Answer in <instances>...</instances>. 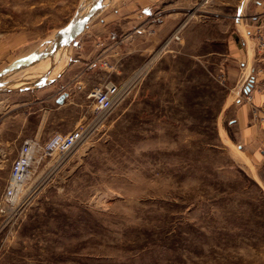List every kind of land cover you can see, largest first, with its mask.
<instances>
[{"label":"rangeland","instance_id":"1","mask_svg":"<svg viewBox=\"0 0 264 264\" xmlns=\"http://www.w3.org/2000/svg\"><path fill=\"white\" fill-rule=\"evenodd\" d=\"M125 1L0 0V82L25 83L0 89V197L25 138L44 142L75 119L86 127L68 152L39 153L25 203L0 211V264H264V0L247 2L251 42L240 56L210 45L211 22H200L199 45L121 57L96 85H128L110 111L72 98L68 128L36 134L61 114L49 81L29 67L34 53L63 60L67 45L48 41L54 32ZM182 1L214 12L216 37L236 34L238 0Z\"/></svg>","mask_w":264,"mask_h":264},{"label":"crops","instance_id":"2","mask_svg":"<svg viewBox=\"0 0 264 264\" xmlns=\"http://www.w3.org/2000/svg\"><path fill=\"white\" fill-rule=\"evenodd\" d=\"M248 1L238 0L234 4L235 14L232 22H234L233 32L236 34L234 36L228 34L229 27H227L220 31L224 35L223 38L215 36L214 12L207 9V14H204L205 10L201 13L197 6L189 10L188 5L184 7L182 0L181 3L179 0H126L123 5L119 4L115 8L105 10L91 23L77 27H62L54 32L48 41H52V45H57V49L58 45L60 47L68 43L66 44L68 51L62 60V68L53 79L49 80L48 87L51 88L49 90L56 100L62 94L66 93V96L62 103L57 102V112L61 115L57 120H40L35 126L36 134L49 136L50 131L68 128L65 125L64 113L65 110L68 114L70 112L68 108L70 100L83 95L87 97V93L97 83L105 81L110 77L109 75L116 73L121 57L130 55L144 57L160 44L199 45L200 22H211V36L206 38L210 45L223 42L229 46L228 55L240 56L241 46L238 45H243L246 49V45L251 42L249 30L242 22V19L246 21ZM222 4L229 5L225 2ZM262 5V1H255V7ZM241 24L243 26H240ZM174 30L177 33L181 30L178 40L171 38L167 42ZM76 45L80 46L77 48ZM59 59L60 57L56 61L52 60L54 62L50 71ZM68 121L70 123V117H67ZM81 123L78 119L74 121L77 127Z\"/></svg>","mask_w":264,"mask_h":264},{"label":"built area","instance_id":"3","mask_svg":"<svg viewBox=\"0 0 264 264\" xmlns=\"http://www.w3.org/2000/svg\"><path fill=\"white\" fill-rule=\"evenodd\" d=\"M80 45H76L79 47ZM126 87L123 83H106L93 87L87 94L93 102V111L102 115L110 111L123 97ZM86 127L79 126L66 132L53 133L41 142L35 136L25 138L12 161L5 187L0 197V211L13 209L24 204L26 199V183L31 176L33 163L38 154H64L75 147L83 137Z\"/></svg>","mask_w":264,"mask_h":264},{"label":"bare ground","instance_id":"4","mask_svg":"<svg viewBox=\"0 0 264 264\" xmlns=\"http://www.w3.org/2000/svg\"><path fill=\"white\" fill-rule=\"evenodd\" d=\"M105 2H107V1H105ZM92 5V4H91ZM90 6V5H89ZM88 8V7H87ZM96 11V10H95ZM77 24V23H76ZM73 30V29H72ZM66 38V37H65ZM68 41V40H67ZM66 43V42H65ZM63 44H64V42H63ZM66 44H68V43H66ZM65 44V45H66ZM65 45H63L64 47H65ZM61 47V46H60ZM60 47H58V48H60ZM63 47V48H64ZM67 47V46H66ZM56 48V47H55ZM51 49V48H50ZM39 50V52H35L34 54V56L31 58L32 60V62H31V64H30V66L29 67H31L32 66V70L34 71V72H39L40 74L36 77V78H40V80H41V82L42 81H44V82H47V81H49V80H51V79H53L56 75H57V73L59 72V70L62 68V57H60V59L58 60V62H57V64H55V66H54V68L50 71L49 69L51 68V67H53V64H52V62H54V61H52L53 60V56H51L52 58H50L49 59V55H48V53L49 54H52V53H50V52H47L46 54L47 55H44L43 53H42V51H40V49H38ZM64 50H66V49H64ZM64 50H61V51H64ZM54 51H57L56 49L54 50ZM59 51H60V49H59ZM59 51H57V52H59ZM66 51H68V50H66ZM56 52H54L53 54H55ZM52 54V55H53ZM57 55H58V53H56ZM56 58H58V57H56ZM64 59V58H63ZM54 60H56V59H54ZM249 63V62H248ZM49 65V66H48ZM48 71H50L49 73H48ZM142 72V69H139L135 74H134V77L136 78V76L137 75H139L140 73ZM31 75V74H30ZM31 76H33V73H32V75ZM35 76V75H34ZM9 77V76H8ZM24 77H25V75H24ZM23 77V78H24ZM26 77H28V74L26 75ZM133 77V78H134ZM6 78V77H5ZM22 78V79H23ZM10 79V78H9ZM28 79H30V77L28 78ZM16 80H14V83H4V82H0L1 83V85H0V89L2 90V88H5V87H11V86H18V85H20L21 83H23V82H19V81H16ZM28 80H26V82H27ZM30 81H32V78H31V80ZM29 81V82H30ZM34 81V80H33ZM36 81H38V80H36ZM5 82H8V81H5ZM10 82H12V81H10ZM19 82V83H18ZM35 82V81H34ZM43 82V83H44ZM3 83V84H2ZM28 83V82H27ZM23 84H25V83H23ZM22 85V84H21ZM128 85H124V87H127ZM0 90V91H1ZM88 94V93H87ZM222 133V137H223V140H224V142H229V144H230V141H229V138L227 137V135H226V133L224 132V131H222L221 132ZM230 147L231 148H233L234 150H236L238 153H239V157H241L242 159H244L246 162H248V160H247V157L241 152V150L240 149H238L234 144H230ZM248 164L250 165V167H252V165H251V163H249L248 162ZM257 179V178H256ZM258 180V179H257ZM35 188V187H34Z\"/></svg>","mask_w":264,"mask_h":264},{"label":"water","instance_id":"5","mask_svg":"<svg viewBox=\"0 0 264 264\" xmlns=\"http://www.w3.org/2000/svg\"><path fill=\"white\" fill-rule=\"evenodd\" d=\"M91 13H92V11H89V14L87 15V17L90 16ZM78 25L80 26V25H81V22H80ZM0 85H1V84H0ZM247 88H249V85L247 86ZM65 96H66V93L60 95L59 98L57 99V102L62 103L63 100H64V97H65Z\"/></svg>","mask_w":264,"mask_h":264}]
</instances>
